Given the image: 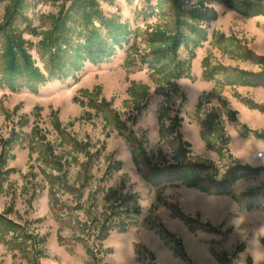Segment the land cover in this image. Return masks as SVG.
I'll return each instance as SVG.
<instances>
[{
	"label": "rangeland",
	"instance_id": "obj_1",
	"mask_svg": "<svg viewBox=\"0 0 264 264\" xmlns=\"http://www.w3.org/2000/svg\"><path fill=\"white\" fill-rule=\"evenodd\" d=\"M96 1L129 31L113 55L85 61L38 91L0 84V214L22 234L14 245L0 240V264H264V0ZM8 4L0 1V25ZM70 4L25 6L36 32L25 23L19 31L42 71L46 16ZM178 10L201 12L186 20L204 37L180 46L189 76L172 82L142 56L160 44L152 33L171 32ZM243 75L261 80L246 83ZM127 135L134 146L141 142L142 164L203 162L210 168L201 178L223 177L240 164L258 170L234 179L228 193L151 184ZM118 210L135 223L99 237ZM66 214L78 227L59 221ZM19 242L25 251L15 247Z\"/></svg>",
	"mask_w": 264,
	"mask_h": 264
},
{
	"label": "trees",
	"instance_id": "obj_2",
	"mask_svg": "<svg viewBox=\"0 0 264 264\" xmlns=\"http://www.w3.org/2000/svg\"><path fill=\"white\" fill-rule=\"evenodd\" d=\"M9 1L5 21L0 25V84H6L12 90L27 87L32 91H38L41 84L48 80L68 77L76 69H79L85 61L101 62L107 59L113 55L117 46H122L124 41H128L129 31L126 25L105 17L96 0H70L71 4L68 7H63L58 14L46 16L51 29L46 32L45 38L38 43V51L45 59V71H42L35 65L32 55L28 51L29 41L22 38L19 31L20 23H25V28L31 32H36V28L32 27L30 18L24 13L29 0ZM163 2L160 0L159 3ZM150 8L154 9V6L150 4ZM175 14V20L171 24V32L169 34L161 31L152 33L151 41L160 44L151 48L148 55L142 56V60L147 61L148 66L154 71L161 73L162 78L166 81L189 76L188 70L183 65V60L178 56V50L190 38H194V36L204 37L203 29L193 27V24L186 20L187 15L192 18L200 17L201 12L178 10L177 13L175 11ZM96 19L105 28V33L99 30L100 26H97L94 21ZM77 26H81L78 32L75 31ZM188 28L190 29L189 32ZM74 32L77 35H74ZM197 42L195 41V43ZM133 62H135V58L126 59L128 65ZM214 73L215 69L205 71V76L211 78ZM240 80L246 83H259L261 79L255 75L251 78H245L243 75ZM127 138L131 143V150L137 165L151 184L168 181L172 184L197 185L206 191L228 193L230 191L229 186L234 179L258 170V167L240 164L228 170L223 177L201 178V171L210 168V165L203 162L185 160L164 165L142 164L145 162V158L142 160L138 155V150L143 151L141 150V142H138L140 147L134 146L132 144L133 137L127 135ZM240 197L242 196H238L239 200ZM56 208L53 204V210ZM125 212L138 213L139 209L135 208ZM122 213V210L110 212L111 215L115 214L118 218L112 221L110 218L105 219L99 237H107L112 228L125 231L131 224L135 223L136 218L124 217ZM58 218L62 224L68 226L78 227L80 223L77 218L70 214L60 215ZM19 229L21 230L19 224L0 214V240H7L9 244L14 245V239L22 235ZM59 239L63 240V236L59 235ZM19 243L15 247L25 251L22 248L23 242Z\"/></svg>",
	"mask_w": 264,
	"mask_h": 264
},
{
	"label": "built area",
	"instance_id": "obj_3",
	"mask_svg": "<svg viewBox=\"0 0 264 264\" xmlns=\"http://www.w3.org/2000/svg\"><path fill=\"white\" fill-rule=\"evenodd\" d=\"M260 155H262L264 157V153H261Z\"/></svg>",
	"mask_w": 264,
	"mask_h": 264
},
{
	"label": "crops",
	"instance_id": "obj_4",
	"mask_svg": "<svg viewBox=\"0 0 264 264\" xmlns=\"http://www.w3.org/2000/svg\"><path fill=\"white\" fill-rule=\"evenodd\" d=\"M262 124H264V122Z\"/></svg>",
	"mask_w": 264,
	"mask_h": 264
}]
</instances>
